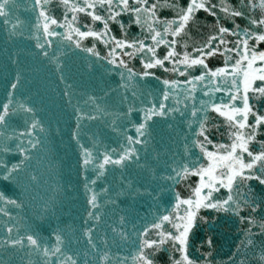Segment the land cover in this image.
<instances>
[{
	"label": "snow or ice",
	"instance_id": "6c2138e0",
	"mask_svg": "<svg viewBox=\"0 0 264 264\" xmlns=\"http://www.w3.org/2000/svg\"><path fill=\"white\" fill-rule=\"evenodd\" d=\"M18 7L0 0V264H264V0ZM65 133L70 219L35 192Z\"/></svg>",
	"mask_w": 264,
	"mask_h": 264
},
{
	"label": "water",
	"instance_id": "95a60500",
	"mask_svg": "<svg viewBox=\"0 0 264 264\" xmlns=\"http://www.w3.org/2000/svg\"><path fill=\"white\" fill-rule=\"evenodd\" d=\"M233 239H234V230L232 232H229L227 229L223 230L221 234L217 237L218 243L220 245V249H219L220 255L218 256V259L226 260V256H224V253H227L229 251Z\"/></svg>",
	"mask_w": 264,
	"mask_h": 264
}]
</instances>
